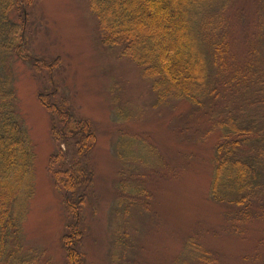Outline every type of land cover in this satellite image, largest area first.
Returning a JSON list of instances; mask_svg holds the SVG:
<instances>
[{"label":"rangeland","instance_id":"obj_1","mask_svg":"<svg viewBox=\"0 0 264 264\" xmlns=\"http://www.w3.org/2000/svg\"><path fill=\"white\" fill-rule=\"evenodd\" d=\"M218 13L225 60L257 62L264 0H230ZM10 16L22 38L7 59L12 74L1 60L0 72L34 151L32 182L13 208L21 264H70L66 236L80 264H264V185L242 205L212 194L216 149L229 139L216 121L239 113L237 90L219 87L199 104L162 95L126 43L107 42L91 0H31ZM141 16L124 25L147 26ZM73 165L86 171L69 178ZM258 169L264 183V161Z\"/></svg>","mask_w":264,"mask_h":264},{"label":"trees","instance_id":"obj_2","mask_svg":"<svg viewBox=\"0 0 264 264\" xmlns=\"http://www.w3.org/2000/svg\"><path fill=\"white\" fill-rule=\"evenodd\" d=\"M30 1L0 0V60L1 67L5 66L9 73L8 56L17 53L22 38L16 37L20 25L11 18V11L18 9L24 13ZM189 1L91 0V4L107 31V42L126 43L124 52L143 67L144 76L154 78V88L162 95L175 94L199 104L213 97L217 100L221 94L219 87L224 92L237 90L233 97L235 111L239 113L233 115V109H229L227 118L216 121L229 139L216 149L212 194L219 201L246 204L264 185L258 169L264 161V52L259 49L257 62L247 66L226 61L221 46L225 45L224 51L227 50L228 31L221 32L226 25L218 18V11L230 0H196L195 4L191 0L198 10L202 5L198 13L189 8ZM137 15L150 21L147 26L124 25L123 19L132 22ZM262 30L264 33V26ZM226 80L232 86L225 87ZM14 100V93L0 72V264L22 262L19 250L10 248L20 229V218L14 215L13 208L19 203L22 188L31 184L33 175L34 151L19 114L13 109ZM65 128L67 131L63 129L65 132L60 134L69 137L66 132L71 127ZM92 136L83 139L93 143ZM76 168L78 165H73L66 172L69 178L80 176L78 171H86L84 167ZM67 189L74 193L73 187ZM65 239L70 264H80L74 240L69 236Z\"/></svg>","mask_w":264,"mask_h":264}]
</instances>
